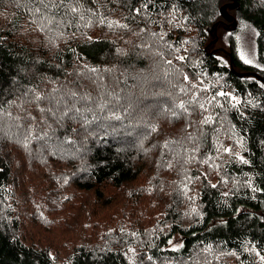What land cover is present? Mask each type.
<instances>
[{
  "label": "trees",
  "instance_id": "16d2710c",
  "mask_svg": "<svg viewBox=\"0 0 264 264\" xmlns=\"http://www.w3.org/2000/svg\"><path fill=\"white\" fill-rule=\"evenodd\" d=\"M222 1L0 0V264H264V84L207 51ZM237 3L258 65L217 51L264 79V1ZM26 182L57 257L18 238Z\"/></svg>",
  "mask_w": 264,
  "mask_h": 264
},
{
  "label": "rangeland",
  "instance_id": "374dc122",
  "mask_svg": "<svg viewBox=\"0 0 264 264\" xmlns=\"http://www.w3.org/2000/svg\"><path fill=\"white\" fill-rule=\"evenodd\" d=\"M263 2L264 0H259ZM225 1L223 0L221 3H219L218 10L222 5H224ZM227 3V2H226ZM230 17L229 21H226L225 23L228 24V26L221 25L220 27H217L215 34H212L210 39L218 38L217 44L211 46L207 49L209 53H213L217 58H219L223 63L226 65L229 64L228 57L221 53L220 51H217L218 49L222 48L225 50H228L227 46L229 43V40L231 37L236 40V50H237V56L244 62L245 59L249 60L250 63H245L249 65H258L257 61V54H256V37L257 33L255 29L241 21L240 18L234 17V12L228 10L227 11ZM220 15V13H219ZM221 21L223 20V16H219ZM233 22V23H232ZM165 47L170 48V45H166ZM164 47V48H165ZM163 51L164 49L160 47ZM161 51V52H162ZM217 51V52H216ZM243 57V59H242ZM35 178V177H34ZM147 177L140 178L138 184H143ZM41 187H49L46 185H41ZM137 186H134L133 188H136ZM27 190V182L24 186V191L21 192L18 188L12 187L10 190H8L7 194V206L11 210V216L12 220H16L19 228L17 229L18 238H20L22 241H24L26 244L37 247L38 245L41 246L42 249H48L50 248L51 252L50 254L54 257H57L58 254L61 252V249H66L67 244L66 243H60L58 245V239L61 237H70L73 234L68 230L67 225L65 228L60 231L58 229V223L57 220L53 219L54 224H50L51 218L54 216L51 212V209L47 206L45 202H42L38 199H35L34 193L33 196L26 194ZM166 195V192L164 194ZM31 200V208L28 210L25 209L23 204L21 203L25 199ZM2 204V202H1ZM77 210L82 211L84 214V217L86 220H88L91 216V208L90 207H80L75 208L74 211H71V214H74ZM29 214L30 219H25V214ZM103 216H106L107 214H102ZM34 216L37 217V219L34 220ZM24 218V219H22ZM38 220V223L42 221L41 224L36 223L35 221ZM89 225V224H84ZM181 238L175 237L168 243V248L170 249H178L181 245ZM206 251L203 250L202 253L204 254ZM199 263V262H198Z\"/></svg>",
  "mask_w": 264,
  "mask_h": 264
},
{
  "label": "snow or ice",
  "instance_id": "6c2138e0",
  "mask_svg": "<svg viewBox=\"0 0 264 264\" xmlns=\"http://www.w3.org/2000/svg\"><path fill=\"white\" fill-rule=\"evenodd\" d=\"M41 3H43V0H41ZM72 10L75 11V9H72ZM181 59H182V58H181ZM242 59H243V57H242ZM244 62H245V63H250V61L247 60V59H245ZM168 63H171V61H168ZM93 71H95V69H93ZM184 79H185V81H187L188 77L185 76ZM193 87H195V85H194ZM182 91H184V89H182ZM205 91H206V89H205ZM73 95H75V94H73ZM226 95H227V94L224 93V92H218V93H216V96H226ZM216 96L211 97L210 100H208L207 102H208V103H211V101H213V100L216 99ZM35 99H36L37 101H39V100L41 99V97L36 96ZM232 99L235 100V97H232ZM197 102L199 103V107H200V108H204V109L206 110V108H205V103H204V102H200V101H197ZM57 103H58V102H57ZM237 103H238V101H237ZM105 106H106V105L103 104V103H101V104L99 105V107H100L101 109H103ZM179 107H180L181 109H184V108H185V105H184L183 103H181V104L179 105ZM48 110H49V111H52L53 115L56 116V111H53L52 109H48ZM58 110H59V109H57V111H58ZM42 111H43V109H42ZM70 111H73V109L65 108L64 111L62 112V114H61L60 116H57L56 118H57L58 120L63 119V117H64V116H67L68 113H69ZM74 111H75L76 113H79L81 110H80L79 108H75ZM2 114H3V111H2V109H0V115H2ZM93 119H96V117H93ZM115 119L118 120V119H120V117H119V116H115ZM211 119H212L211 117H207L203 122H204V123H208V122L211 121ZM225 151H226V152H227V151H230V149H225ZM149 259H151V257H150Z\"/></svg>",
  "mask_w": 264,
  "mask_h": 264
},
{
  "label": "water",
  "instance_id": "95a60500",
  "mask_svg": "<svg viewBox=\"0 0 264 264\" xmlns=\"http://www.w3.org/2000/svg\"><path fill=\"white\" fill-rule=\"evenodd\" d=\"M228 2L225 3L224 5H222L219 9V13L220 15H222L225 19H227L228 17V13L227 11H234V10H238L239 9V5L237 3V0H227ZM218 24H216L217 26ZM216 41H214L215 43ZM223 52L229 57V66L231 71L239 78H243V77H253L256 78L258 81H260L262 84H264V79L261 78L258 74L254 73V72H245V73H238L234 70L233 67V61H232V57L230 56L229 53H227L226 51L223 50Z\"/></svg>",
  "mask_w": 264,
  "mask_h": 264
},
{
  "label": "flooded vegetation",
  "instance_id": "af4514ba",
  "mask_svg": "<svg viewBox=\"0 0 264 264\" xmlns=\"http://www.w3.org/2000/svg\"><path fill=\"white\" fill-rule=\"evenodd\" d=\"M226 21H229V19L227 20V19H225Z\"/></svg>",
  "mask_w": 264,
  "mask_h": 264
}]
</instances>
